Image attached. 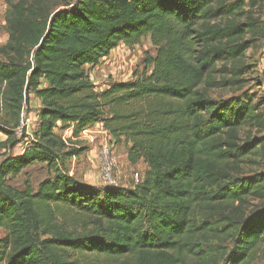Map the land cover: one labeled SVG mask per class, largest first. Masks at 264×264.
<instances>
[{"label": "trees", "instance_id": "obj_1", "mask_svg": "<svg viewBox=\"0 0 264 264\" xmlns=\"http://www.w3.org/2000/svg\"><path fill=\"white\" fill-rule=\"evenodd\" d=\"M7 3L0 264H264V75L253 78L261 95L245 89L264 0ZM147 37L145 69L98 88L88 68ZM223 89L235 93L211 95ZM32 98L38 126L18 136ZM97 123L146 164L138 183L70 174L86 151L75 141ZM37 164L49 172L37 187L11 184Z\"/></svg>", "mask_w": 264, "mask_h": 264}, {"label": "rangeland", "instance_id": "obj_2", "mask_svg": "<svg viewBox=\"0 0 264 264\" xmlns=\"http://www.w3.org/2000/svg\"><path fill=\"white\" fill-rule=\"evenodd\" d=\"M51 3H57L58 0H50ZM59 6L56 7V9ZM9 6L7 0H0V46L4 45L8 40V32L6 29V12ZM264 19V13H263ZM156 54V48L152 45L150 37L144 38L142 42L134 47L122 43L114 49L110 56L96 67L88 68L93 82L97 84L98 88H103L111 81H128L133 78V73L138 71L142 72L146 65L145 60L148 56L153 57ZM248 61L255 65V71L247 74L250 81L245 89H249L258 95H261L260 87L256 85L253 78L256 76L264 75V44L257 43L253 49L247 53ZM151 68H148V71ZM235 93L234 90H213L211 95L214 97H227ZM37 100L32 98L30 104L24 108L23 121L25 130L28 136H31L34 129V124L37 121ZM2 114L0 111V118ZM60 134L65 137H70L71 133L68 130H58ZM6 136L0 132V142L4 141ZM31 139V138H30ZM108 140L107 134L104 132V126L94 125L84 131L80 137L75 141L80 146H85L86 151L78 157H74L67 162V167L71 175L75 178L85 181L102 184L100 179V161L99 151L101 144ZM27 140H23L12 152L20 153L25 147ZM115 153L118 158V168L116 169L115 176L118 185L126 186L131 185L135 178L134 174L138 172L140 176L143 175L146 164L141 161L137 165L129 162L127 157V148L124 144L116 147ZM49 172L47 167L42 164H37L23 171L19 175L12 177L10 182L17 188H22L27 180L34 187L48 176ZM5 235L4 230L0 229V238Z\"/></svg>", "mask_w": 264, "mask_h": 264}, {"label": "built area", "instance_id": "obj_3", "mask_svg": "<svg viewBox=\"0 0 264 264\" xmlns=\"http://www.w3.org/2000/svg\"><path fill=\"white\" fill-rule=\"evenodd\" d=\"M38 122H39V116L37 115V121L34 124V129L37 128ZM24 127H25V124L23 121V114H22L21 123L16 129L18 136L22 135L23 131L25 130ZM67 130H68V132L71 133V136H72V130L71 129H67ZM25 132H26V130H25ZM104 132L107 134L108 140L101 144V148L99 151V161H100V169H101L100 179H101V182L103 185H118L117 181H116V176H115L116 169L118 168V158H117V155L115 153L117 144L105 128H104ZM26 134H27V132H26ZM31 137H32V134H31ZM65 138H69V137H65ZM26 140H28V138H25V141ZM25 145H26V143H25ZM134 176H135L134 182L138 183L141 179L140 174L138 172H136L134 174Z\"/></svg>", "mask_w": 264, "mask_h": 264}, {"label": "crops", "instance_id": "obj_4", "mask_svg": "<svg viewBox=\"0 0 264 264\" xmlns=\"http://www.w3.org/2000/svg\"><path fill=\"white\" fill-rule=\"evenodd\" d=\"M91 78H92V77H91ZM94 83H95V82H94ZM95 84H96V83H95ZM96 85H97V84H96ZM103 88H104V87H103ZM101 89H102V87H101ZM36 100H37V103H38V104H37V108H38V107L40 106V102H39L38 99H36ZM100 124L102 125V123H97L96 125H100ZM96 125H95V126H96ZM89 183H93V182H89Z\"/></svg>", "mask_w": 264, "mask_h": 264}]
</instances>
